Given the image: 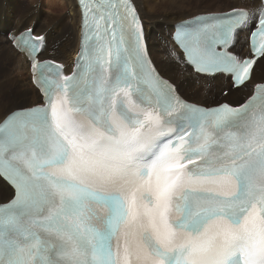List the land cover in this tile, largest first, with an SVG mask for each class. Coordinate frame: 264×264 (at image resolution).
Listing matches in <instances>:
<instances>
[{"label": "snow or ice", "instance_id": "obj_1", "mask_svg": "<svg viewBox=\"0 0 264 264\" xmlns=\"http://www.w3.org/2000/svg\"><path fill=\"white\" fill-rule=\"evenodd\" d=\"M78 3L72 74L12 38L42 103L0 120V264H264V83L228 99L264 64V0L176 26V62L228 82L211 106L157 71L133 0Z\"/></svg>", "mask_w": 264, "mask_h": 264}, {"label": "bare ground", "instance_id": "obj_2", "mask_svg": "<svg viewBox=\"0 0 264 264\" xmlns=\"http://www.w3.org/2000/svg\"><path fill=\"white\" fill-rule=\"evenodd\" d=\"M0 1V45L2 48L5 46L4 49L0 47V55L4 57V61H6L2 64V70L0 69L1 120L7 113L14 109L29 107L40 102V97L36 89L31 84L28 76H24L23 79L17 77V72L22 75L28 74V71L30 70V63L24 59L22 54H19L13 48L12 43L8 40L10 30H15L11 33L17 34L19 33L18 31L21 30L19 28L24 24H31V27H26L25 29L32 28L35 34L43 36L45 39L41 58L54 59L65 63L69 66V71H71L73 66L70 64L74 61L75 53L78 51L81 44V12L77 0H48V3L45 5L46 9H43L40 3L34 5L33 3L27 4L25 2H21L17 11L21 13L22 19L18 18L17 22H13L12 17L15 11L12 1ZM187 1L188 0H134V3L139 10L144 24V38L146 40L147 48L151 52L159 69L163 68L165 72L169 74L168 76L179 84V89L183 94H189L190 97L197 98L199 97L197 90L201 89L203 94L208 96L210 102L217 103L219 102L217 99L222 98L218 90H220L221 87L226 86L228 82L222 78H217L213 81L205 80V84L209 85L208 88H205L203 81L201 85L198 84L197 81L192 82L186 80V77L189 79V76H192L191 70L183 69L175 61L171 54V49L174 47L172 35L175 23L179 20L192 17L199 13L222 12L235 8H247L254 11L260 5V0H228L229 2H227L228 4L226 6L220 5L215 6L214 8H210L208 6L204 8H197L196 10L189 9L188 5L190 4V1ZM251 21L252 20L249 21V24ZM164 24L168 26L167 33L163 34L158 42L153 40L152 33H156V30L161 29ZM247 36L248 35L244 34L246 39ZM239 41L240 38L237 40L236 47H238ZM239 51L243 52V54L248 53V51L245 50ZM257 69L263 71L264 64L258 62V64L254 67V79L252 86L256 83L264 82V80L257 79V74L259 73L257 72L256 74ZM8 70H13L14 75L12 76L10 74L11 72ZM8 75L11 76L8 77ZM206 77L213 78L210 76ZM20 82L22 86L16 87ZM215 85L218 90L213 89V91L211 87ZM7 86H14L15 90L11 93L15 95V98L10 97L12 94H7L6 96L4 95L6 94ZM237 92H241L244 100L251 93L250 90ZM231 95H233V93ZM5 98L8 100H5ZM242 101L243 100H241V102ZM11 194L12 189L2 179H0V198L4 197L8 199Z\"/></svg>", "mask_w": 264, "mask_h": 264}, {"label": "rangeland", "instance_id": "obj_3", "mask_svg": "<svg viewBox=\"0 0 264 264\" xmlns=\"http://www.w3.org/2000/svg\"><path fill=\"white\" fill-rule=\"evenodd\" d=\"M12 1V5H13V8H14V11H15V13L13 14V17H12V21L13 22H17V19L19 18V19H22V15H21V13H19L18 11H17V9H18V6H19V4L21 3V2H25V3H33L34 5H36L37 3H40V5H41V7L43 8V9H46V7H45V5L48 3V0H11ZM16 1V2H15ZM188 1H190V4L188 5V7H189V9H193V10H196L197 8H204V7H210V8H214L215 6H223V5H227L228 3L227 2H229L228 0H188ZM187 1V2H188ZM16 3V4H15ZM198 4V5H197ZM0 8H1V1H0ZM209 8V9H210ZM1 10V9H0ZM213 10V9H212ZM6 11H8V10H6ZM17 15V16H16ZM24 20V19H23ZM25 27H31V24H28V25H26V24H24L22 27H20L19 29H23V28H25ZM167 30H168V26L166 25V24H164L163 25V27L161 28V29H158V30H156V33H152V39L153 40H155V41H159V39L162 37V35L163 34H166L167 33ZM13 31H15V30H10V33L11 32H13ZM2 36H4V35H2ZM239 38H240V41H241V35L239 36ZM239 41V45H238V48H237V50L239 51V50H244V49H242V42H240ZM0 44H1V42H0ZM0 47L2 48V46L0 45ZM5 48V46L2 48V49H4ZM0 53H1V50H0ZM5 60V58L4 57H2L1 55H0V62H1V67H0V69L2 70V64L4 63V62H6V61H4ZM16 60V59H15ZM14 67V66H13ZM261 67H262V65H261ZM9 71V70H8ZM9 72H11L10 74L13 76L14 75V72H13V70L12 71H9ZM12 72H13V74H12ZM257 72H259L258 74H257ZM256 74H257V76H258V80H264V70L262 71V70H256ZM11 75H8V77H10ZM15 75H16V73H15ZM22 74L20 73L19 74V72H17V77L18 78H24V76H28V74H23L22 76H21ZM167 75H169V74H167ZM187 79V81H190V76H189V79H188V77H186ZM9 79V78H8ZM2 80V79H1ZM28 81H29V79H28ZM253 83V82H252ZM252 83H251V85H252ZM193 85H195V84H193ZM22 85H21V82L19 83V85H17L16 87H21ZM227 86V85H226ZM226 86H224V87H221V89L220 90H218V88H217V86L215 85V86H212L211 87V89L213 90V89H216V90H218L219 92H221V90L223 89V88H225ZM10 88V89H9ZM14 86H7V90H6V94H4L5 96L7 95V94H12L13 92H14ZM184 90V89H183ZM8 91V92H7ZM185 91V90H184ZM214 91V90H213ZM0 92H1V89H0ZM12 92V93H11ZM197 92H198V95H199V93H201L202 92V90L201 89H199V90H197ZM244 92V91H243ZM184 93H186V92H184ZM1 96V95H0ZM187 96H189L190 97V95L188 94ZM10 97H12V98H15V95L14 94H12V96H10ZM240 98H241V100H244V97L241 95V92L240 93H238V92H235V94L233 93V95H230V97H228V99H230L231 100V102H233V103H240L241 102V100H240ZM5 100H8V99H6L5 98ZM15 100V99H14ZM221 100H224V99H221ZM13 102V101H12ZM207 102V101H206ZM26 105V104H25ZM5 199H7V198H0V200L1 201H4ZM0 201V202H1Z\"/></svg>", "mask_w": 264, "mask_h": 264}]
</instances>
